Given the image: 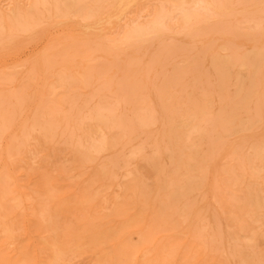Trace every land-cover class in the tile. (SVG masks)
Wrapping results in <instances>:
<instances>
[{
  "label": "rangeland",
  "instance_id": "1",
  "mask_svg": "<svg viewBox=\"0 0 264 264\" xmlns=\"http://www.w3.org/2000/svg\"><path fill=\"white\" fill-rule=\"evenodd\" d=\"M220 4L223 13L200 4L189 24L181 15L194 6L176 0L138 2L117 21L103 4L99 27L40 14L32 37L3 35L0 264H234L229 193L241 158L264 138V62L246 110L254 126L209 144L186 207L162 189L175 176L172 118L199 93L219 105L211 51L242 57L264 44V0ZM157 18V35L123 36ZM254 251L264 262V239Z\"/></svg>",
  "mask_w": 264,
  "mask_h": 264
},
{
  "label": "bare ground",
  "instance_id": "2",
  "mask_svg": "<svg viewBox=\"0 0 264 264\" xmlns=\"http://www.w3.org/2000/svg\"><path fill=\"white\" fill-rule=\"evenodd\" d=\"M7 1L8 6L0 15V43L3 35L12 38L17 33L32 37L33 29L41 19L40 14L51 18L77 16L80 21L94 19L101 12L103 4L109 5V18L117 21L129 8L145 0H0ZM179 6H194L185 9L181 18L189 24L194 19L196 7L203 4V9L211 13H223L220 3L230 0H176ZM23 7V8H22ZM169 15V12L166 13ZM98 18V17H97ZM95 18V19H97ZM94 19V20H95ZM101 26V20H95ZM160 18L151 20L146 26H134L123 36L130 39L148 34L157 35L162 29ZM126 32V31H125ZM124 32V33H125ZM241 57L212 52L208 64L216 73V90L219 105L210 108L211 93H199L196 100L186 101L188 110L170 121L166 137L168 147L166 156L170 160L175 176L166 184L168 199L182 202L186 207L193 190L200 185L204 170L210 161L209 144L221 138L249 131L255 124L252 117H247L246 110L257 97L255 72L264 62V44L252 45ZM60 83H65L61 77ZM248 86V88H247ZM231 90V94L227 92ZM243 170L237 168L230 190L231 211L225 239L237 255L234 264H264L263 254L256 253L255 247L264 239V138L258 146L250 149L241 158ZM238 165V163H234ZM161 192V190H160ZM167 208L170 207L167 205ZM182 213V212H181ZM229 241V242H228ZM56 253V252H55ZM55 258L56 255L54 256Z\"/></svg>",
  "mask_w": 264,
  "mask_h": 264
}]
</instances>
